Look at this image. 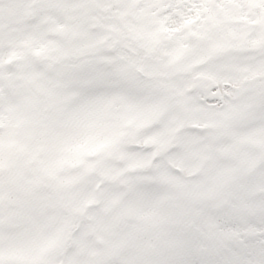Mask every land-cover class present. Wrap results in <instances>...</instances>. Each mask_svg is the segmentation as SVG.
<instances>
[{"label":"snow or ice","instance_id":"snow-or-ice-1","mask_svg":"<svg viewBox=\"0 0 264 264\" xmlns=\"http://www.w3.org/2000/svg\"><path fill=\"white\" fill-rule=\"evenodd\" d=\"M0 264H264V0H0Z\"/></svg>","mask_w":264,"mask_h":264}]
</instances>
